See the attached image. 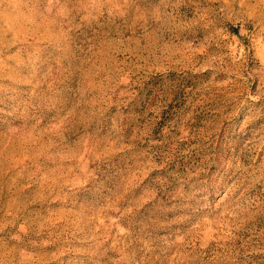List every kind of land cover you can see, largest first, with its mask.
Here are the masks:
<instances>
[{
	"label": "rangeland",
	"instance_id": "obj_1",
	"mask_svg": "<svg viewBox=\"0 0 264 264\" xmlns=\"http://www.w3.org/2000/svg\"><path fill=\"white\" fill-rule=\"evenodd\" d=\"M0 264H264V0H0Z\"/></svg>",
	"mask_w": 264,
	"mask_h": 264
}]
</instances>
